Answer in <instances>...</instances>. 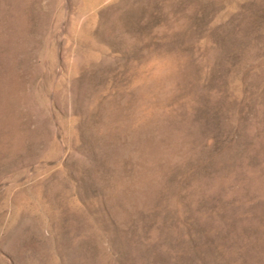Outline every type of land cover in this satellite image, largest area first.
<instances>
[{
	"label": "rangeland",
	"instance_id": "374dc122",
	"mask_svg": "<svg viewBox=\"0 0 264 264\" xmlns=\"http://www.w3.org/2000/svg\"><path fill=\"white\" fill-rule=\"evenodd\" d=\"M0 264H264V0H0Z\"/></svg>",
	"mask_w": 264,
	"mask_h": 264
}]
</instances>
